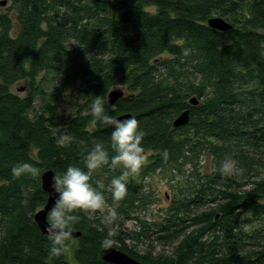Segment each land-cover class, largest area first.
I'll return each mask as SVG.
<instances>
[{
  "label": "trees",
  "instance_id": "16d2710c",
  "mask_svg": "<svg viewBox=\"0 0 264 264\" xmlns=\"http://www.w3.org/2000/svg\"><path fill=\"white\" fill-rule=\"evenodd\" d=\"M8 1L0 8V264H113L101 256L109 230L113 247L146 264H264V176L255 174L264 167V0ZM213 16L232 28H212ZM49 73L62 75L63 85L78 82L72 115L35 109L36 80ZM21 80L31 83L28 96L12 90ZM114 87L124 96L107 101L106 110L137 117L148 162L127 178L118 202L109 181L123 166L109 160L94 170L91 181L102 182L119 220L105 223L99 211L77 210L80 236L70 238L67 253L50 256V241L35 221L48 200L41 176L69 164L85 167L97 141L114 154L111 129L90 112L95 96L108 97ZM187 109L190 122L174 127ZM202 149L213 171L200 174L196 196L172 206L156 228L145 222L140 230L123 229L121 216L131 217L141 199L135 179L175 168ZM226 156L242 171L221 174ZM22 161L39 174L14 178L11 167ZM193 202L214 204L194 211ZM256 219L260 226L252 224ZM155 233H163L157 240L171 244V253L140 252L141 236Z\"/></svg>",
  "mask_w": 264,
  "mask_h": 264
},
{
  "label": "clouds",
  "instance_id": "9594fccd",
  "mask_svg": "<svg viewBox=\"0 0 264 264\" xmlns=\"http://www.w3.org/2000/svg\"><path fill=\"white\" fill-rule=\"evenodd\" d=\"M108 97L96 95L91 101L90 112L103 127L111 129L110 147L111 156L103 141H97L87 152L85 167L69 164L57 173L52 171L49 183V195L54 198L51 207L44 216V230L50 241L48 253L50 256H60L67 253L68 243L75 227L77 217L73 214L77 210L88 213L99 211L103 213L102 220L110 223L117 215L114 207H108L104 192L101 190L102 182L93 184L92 172L108 164L115 166L120 164L123 171L118 176H113L109 181V190L114 202L123 199L127 194V178L136 174L145 162L144 148L142 145L143 130L135 115H127L123 119L109 115L106 110ZM52 135L56 136L58 128L51 129ZM61 140H67V133H60ZM167 159L168 153H162ZM86 169V170H85ZM221 174H235L242 171L238 162L226 156L219 166ZM39 168L28 161L17 162L11 167V174L19 178L24 174L35 177L39 174ZM99 185V186H98ZM111 230L103 238L102 246L107 249L113 245Z\"/></svg>",
  "mask_w": 264,
  "mask_h": 264
},
{
  "label": "rangeland",
  "instance_id": "374dc122",
  "mask_svg": "<svg viewBox=\"0 0 264 264\" xmlns=\"http://www.w3.org/2000/svg\"><path fill=\"white\" fill-rule=\"evenodd\" d=\"M2 1H6L2 4ZM8 0H0V8L5 10L10 6ZM62 75L49 73L41 75L37 80L39 91L33 94V104L35 109H47L54 111L57 114L72 115L75 110V92L76 84L63 85ZM124 90L125 88L122 87ZM12 90L18 95L25 97L32 92L31 83L29 80H21L17 82ZM38 109V110H39ZM145 163L151 154L150 151L144 152ZM213 171V162L208 156L207 151L201 150L199 157H186L175 168L159 169L156 172L145 175L143 178L136 175L135 181L141 185V199L137 202L136 208L131 213L128 219L121 216L123 221V229L127 231L140 230L143 223L150 224L156 228L158 222L163 221L170 216V209L176 206L180 200L190 199L196 196L199 188V176L202 172L208 173ZM256 176H264V167L259 166ZM239 179V178H238ZM194 198V197H193ZM264 202V198H263ZM214 203H196L193 202L192 209L198 210V207L203 209L208 208ZM108 207L110 203H107ZM182 212V211H181ZM179 213L180 216L182 213ZM115 219L119 220L116 216ZM262 219H256L253 225L260 226ZM163 233H155L150 236H141L139 243L140 252L143 253L147 249L153 247L155 252L171 253L172 245L164 244L157 240V237ZM129 245L134 241L128 240ZM69 259H72V252H69Z\"/></svg>",
  "mask_w": 264,
  "mask_h": 264
},
{
  "label": "water",
  "instance_id": "95a60500",
  "mask_svg": "<svg viewBox=\"0 0 264 264\" xmlns=\"http://www.w3.org/2000/svg\"><path fill=\"white\" fill-rule=\"evenodd\" d=\"M5 3L6 1H2V4ZM208 25L211 26L212 28L221 31H226L232 28V24L220 16L211 17L208 20ZM123 96H124V91L119 87H114L108 93V101L110 104H115L117 100ZM190 102L194 105H197L199 103V100L196 97H193L190 100ZM127 115H132V114L128 113V114L119 115L118 118L123 119ZM189 122H190V109H187L176 117V119L173 122V126L180 127L187 125ZM52 171H53L52 169L45 170L41 176L42 188L48 194V200L45 206L42 209L38 210L35 214V221L37 222L38 226L41 228L44 234H47V232L44 230V224H45L44 216L48 208L51 207V204L54 199L49 195V190H48ZM80 234L81 232L73 230L71 238L78 237L80 236ZM101 256L105 261L113 264H146L113 246L107 249L103 248L101 250Z\"/></svg>",
  "mask_w": 264,
  "mask_h": 264
}]
</instances>
